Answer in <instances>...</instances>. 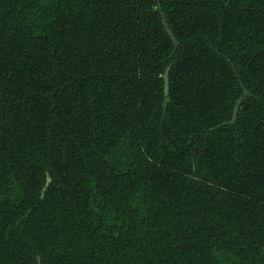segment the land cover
Listing matches in <instances>:
<instances>
[{"label": "trees", "instance_id": "trees-1", "mask_svg": "<svg viewBox=\"0 0 264 264\" xmlns=\"http://www.w3.org/2000/svg\"><path fill=\"white\" fill-rule=\"evenodd\" d=\"M0 92V264H264V0H0Z\"/></svg>", "mask_w": 264, "mask_h": 264}, {"label": "water", "instance_id": "water-1", "mask_svg": "<svg viewBox=\"0 0 264 264\" xmlns=\"http://www.w3.org/2000/svg\"><path fill=\"white\" fill-rule=\"evenodd\" d=\"M162 17H163V21H164V24H165V27L169 33V35L171 36V38L173 40H175V37H174V34L172 32V30L170 29L168 23H167V20L165 18V16L163 15L162 13ZM170 72H171V66H169L167 69H166V72L164 74V91H165V97L168 98L169 95H170ZM243 100H244V96H242L235 104L234 106V110H233V116H232V120H231V124H235L236 121H237V118H238V114H239V110H240V107L243 103ZM0 105H1V92H0ZM52 179L50 177L49 174H47V183H46V186L44 187V190H43V195L45 194L48 186L50 185Z\"/></svg>", "mask_w": 264, "mask_h": 264}]
</instances>
